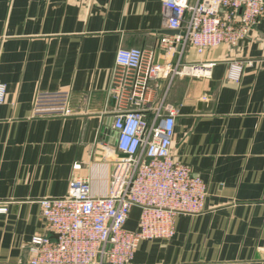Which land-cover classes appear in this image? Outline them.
<instances>
[{
    "label": "crops",
    "instance_id": "crops-1",
    "mask_svg": "<svg viewBox=\"0 0 264 264\" xmlns=\"http://www.w3.org/2000/svg\"><path fill=\"white\" fill-rule=\"evenodd\" d=\"M162 0H0V264H30L28 242L47 233L36 201L61 196L75 176L106 193L112 170L100 145H115L109 96L119 48L140 47L163 61L171 33ZM188 60L213 61L209 76L159 79L178 109L173 153L207 184V209L180 214L169 239L144 240L134 264H264V17L237 45ZM252 59L238 81L231 61ZM68 90L73 114L32 116L35 96ZM139 209L127 223L138 225Z\"/></svg>",
    "mask_w": 264,
    "mask_h": 264
},
{
    "label": "built area",
    "instance_id": "built-area-1",
    "mask_svg": "<svg viewBox=\"0 0 264 264\" xmlns=\"http://www.w3.org/2000/svg\"><path fill=\"white\" fill-rule=\"evenodd\" d=\"M171 30L161 36L163 61L140 47L119 48L109 96L114 101L116 142L100 145L112 161L106 193H95L90 176H75L61 196L36 201L47 233L28 242L30 264H134L144 240L169 239L180 214L206 211L207 184L173 153L178 109L166 93L154 103L151 82L176 76H209L213 61H192L190 49L203 55L221 45L235 46L264 17V0H162ZM252 59L233 60L228 78L238 81ZM7 85L0 80V104ZM73 114L68 90L36 94L32 116ZM139 209L136 229L127 227ZM7 212L0 201V213Z\"/></svg>",
    "mask_w": 264,
    "mask_h": 264
}]
</instances>
